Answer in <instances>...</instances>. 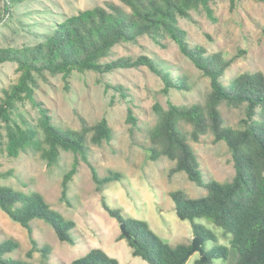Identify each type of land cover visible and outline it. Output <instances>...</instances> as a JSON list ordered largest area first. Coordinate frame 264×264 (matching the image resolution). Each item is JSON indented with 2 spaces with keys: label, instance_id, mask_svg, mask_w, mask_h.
I'll list each match as a JSON object with an SVG mask.
<instances>
[{
  "label": "trees",
  "instance_id": "1",
  "mask_svg": "<svg viewBox=\"0 0 264 264\" xmlns=\"http://www.w3.org/2000/svg\"><path fill=\"white\" fill-rule=\"evenodd\" d=\"M4 15L23 0H1ZM105 2L64 16L52 29L42 35L32 46L0 47V64L14 63L18 73L16 82L0 97V135L4 131L7 157L16 158L20 153L31 151L47 166L56 165L61 151L71 152L73 161L61 179L60 200L69 204L66 193L68 183L76 173L79 161L91 171L95 189L101 191L105 185L121 180V174L108 171L102 177L88 160L87 142L100 146L112 138L106 119L92 125L81 120L80 128L68 129L55 126L41 109L40 132L21 119H14L18 103L28 100L37 105L33 94L36 77L45 73L61 74L67 78L72 72H93L100 75L122 69L146 68L162 83L161 92H188L191 86L184 76L173 77L157 60L146 54L120 56L109 60L113 48L127 42H135L143 36L162 47L160 38L167 36L179 53L209 82V92L202 103L179 105L167 101L166 107L155 102L151 109L155 123L147 129L146 158L155 161L161 157L172 162L168 176L184 172L187 179L204 188L202 196L190 198L180 190L169 192L173 211L180 220L190 222L193 237L202 239L204 262L196 259L194 264H211L213 259L227 260L231 255L233 264H264V74L260 71L242 72L228 85L222 82L226 70L234 61L219 51L208 53L198 44H190L186 32L177 25V18H188L191 10L199 8L214 19L209 2L213 0H118ZM233 8L236 0H229ZM264 4V0H259ZM107 89L125 96L121 85L105 84ZM241 108L243 117L236 127L225 125L219 106ZM126 121L135 125L130 110ZM181 124L190 127L188 137ZM209 132L213 141H223L230 153L234 174L228 182L205 181L195 153L188 140L198 142L200 136ZM189 138V139H188ZM12 175V171L0 170V178ZM107 215L124 224L131 237L122 233L117 240L125 239L131 255L140 257L148 264H185L189 257L191 241L170 245L141 219L126 216L118 207H111L101 200ZM0 210L13 222L25 228L29 234L30 248L25 259L13 258L10 254L19 249L13 238L0 241V264H31L28 260L37 251L42 264H48L49 249L38 246L31 237L30 222L41 220L54 232L60 242L75 244L71 233L72 220H66L50 209L44 197L37 191H18L0 184ZM205 218L223 235H228V245L217 244L215 234L194 220ZM213 245L205 248V242ZM68 264H119L100 248H91Z\"/></svg>",
  "mask_w": 264,
  "mask_h": 264
},
{
  "label": "rangeland",
  "instance_id": "2",
  "mask_svg": "<svg viewBox=\"0 0 264 264\" xmlns=\"http://www.w3.org/2000/svg\"><path fill=\"white\" fill-rule=\"evenodd\" d=\"M105 2L119 3L118 0H23L11 8L9 15H4L0 0V47L32 46L64 16ZM209 8L213 20L201 8L191 10L188 18H177V25L185 30L188 43L201 45L208 53L219 51L226 58H234L222 77L225 85L242 72L264 74V4L259 0H236L231 8L229 0H213L209 2ZM160 42L164 47L143 36L135 42L115 46L108 59L146 54L169 70L173 77H186L190 91H171L164 95L160 79L144 67L103 75L72 72L67 78L45 73L36 77L33 97L37 105L23 100L16 106L15 121L21 124L24 119L39 132L41 109L60 128L78 129L81 120L92 125L106 119L112 138L100 146L88 141V160L98 176L116 171L122 176L120 181L111 182L97 191L90 168L79 161L76 173L68 183L66 198L69 204H66L60 200L61 179L71 167L73 154L61 151L57 164L52 166H47L31 151L22 152L16 158L7 157L4 131L1 130L0 170H11L12 175L0 178V184L18 191L39 192L50 209L74 222L71 230L74 245L60 242L45 222H30L31 237L38 246L49 249L48 264H68L91 248H100L119 264H148L131 255L125 239L117 240L119 224L103 210L101 200L120 208L126 216L146 221L155 234L172 246L190 241V222L176 217L169 192L180 190L187 197L195 198L204 195L206 190L189 181L184 172L168 176L172 162L166 158L148 160L146 132L155 123L151 109L155 102L163 107L167 101L179 105L202 103L210 88L208 80L179 53L167 36L160 38ZM15 66L11 62L0 64V97L3 90L16 82ZM105 84L121 85L125 96L107 89ZM129 110L136 121L134 126L126 121ZM219 110L225 125L231 127H236L243 117L241 108L224 103L220 104ZM181 127L188 137L190 127L186 124ZM188 142L205 181L228 182L232 179L233 165L223 141L214 142L207 132L198 142ZM194 221L210 229L217 244L228 245L229 236L223 235L219 227L205 218ZM6 238L19 242V249L10 256L25 259V252L30 248L27 230L0 210V241ZM212 245L211 241L205 242L207 249ZM196 259H200V255L194 252L185 264H194ZM28 260L31 264H42L37 251ZM211 264H233V258L230 255L225 261L213 259Z\"/></svg>",
  "mask_w": 264,
  "mask_h": 264
},
{
  "label": "water",
  "instance_id": "3",
  "mask_svg": "<svg viewBox=\"0 0 264 264\" xmlns=\"http://www.w3.org/2000/svg\"><path fill=\"white\" fill-rule=\"evenodd\" d=\"M119 229H120V233H122V235L128 239L131 237V235L126 232L125 230V227H124V224H119ZM202 239L201 238H198V237H193L191 239V249L189 251V254H192L194 252H197L199 255H200V261L201 262H204V258L202 257L203 256V251L201 249V245H202Z\"/></svg>",
  "mask_w": 264,
  "mask_h": 264
},
{
  "label": "crops",
  "instance_id": "4",
  "mask_svg": "<svg viewBox=\"0 0 264 264\" xmlns=\"http://www.w3.org/2000/svg\"><path fill=\"white\" fill-rule=\"evenodd\" d=\"M192 237H193V236H192V233H190V235H189V237H188V238L190 239V241H191Z\"/></svg>",
  "mask_w": 264,
  "mask_h": 264
}]
</instances>
